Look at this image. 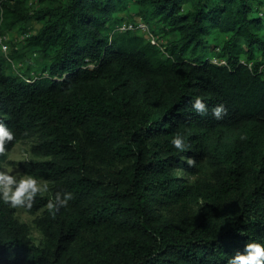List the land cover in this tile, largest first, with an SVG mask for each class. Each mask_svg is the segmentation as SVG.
<instances>
[{
    "label": "trees",
    "instance_id": "1",
    "mask_svg": "<svg viewBox=\"0 0 264 264\" xmlns=\"http://www.w3.org/2000/svg\"><path fill=\"white\" fill-rule=\"evenodd\" d=\"M0 18V168L29 142L18 166L50 183L24 209L44 208L40 243L0 203V264H227L264 243V0H0ZM137 21L155 43L119 29ZM56 191L73 199L51 215Z\"/></svg>",
    "mask_w": 264,
    "mask_h": 264
},
{
    "label": "clouds",
    "instance_id": "2",
    "mask_svg": "<svg viewBox=\"0 0 264 264\" xmlns=\"http://www.w3.org/2000/svg\"><path fill=\"white\" fill-rule=\"evenodd\" d=\"M4 36L6 37V35ZM0 50L3 54H7V45L5 51L1 47ZM221 63L226 64L227 61L223 60ZM191 107L197 115L204 116L209 112L208 105L200 96H196L191 101ZM226 112L227 109L223 103L216 104L211 108V115L218 120L222 119ZM14 137V132L3 121H0V155H4L7 152L5 144L13 141ZM170 143L178 152H184L189 147L186 143L185 136L180 132H176L171 137ZM9 159L20 160L23 159V156H10ZM186 162L189 165L195 163L192 158H188ZM16 167V172L12 170V167H6L0 170V203L10 208H23L28 210L32 208L33 202L38 195L42 196L48 191V183L42 178L38 179L33 175H18V165ZM72 199L73 193L71 191H56L54 196L47 201L46 208L51 215H55L62 207L66 208ZM227 264H264V243L254 240L245 242L244 252L241 253L237 250L234 255L228 258Z\"/></svg>",
    "mask_w": 264,
    "mask_h": 264
},
{
    "label": "rangeland",
    "instance_id": "3",
    "mask_svg": "<svg viewBox=\"0 0 264 264\" xmlns=\"http://www.w3.org/2000/svg\"><path fill=\"white\" fill-rule=\"evenodd\" d=\"M20 25L23 26L22 23ZM35 25H37V23H35ZM21 31L22 30H20V28L14 27L13 29H11L10 31H7L5 33L8 36L11 44L13 43L16 48H20V46H21V41H19L21 39V36H22ZM9 48L10 47H8V51H9ZM17 155L23 156V159H20V160L9 159L10 162L6 163L4 166H2L0 168V170L5 169L6 167H12V170L14 172H16L17 171L16 166L18 165L17 164L18 162L24 161L25 159L35 158L32 156V154L30 152V143L29 142L28 143L21 142V143H17L15 146H13V148L9 152V157L10 156H17ZM35 159H39V158H35ZM18 169H19L18 173H17L18 175H20V174L26 175L19 166H18ZM174 174L176 176H178L179 178H181L184 181V183H186V184H191L197 176L203 177V176H200L198 174H191L187 171H181V170H176L174 172ZM47 183H48V191L46 193H44L42 196L41 195H39V196L49 197V195H50V190H49L50 183L49 182H47ZM12 209H13L14 217L17 220H19V222L25 223L28 226L32 241L35 243H40L42 241V235H41L40 231L37 229L35 222H34V219L39 214L42 213V210L44 208L38 209L36 214H34V215L29 214L23 208H12Z\"/></svg>",
    "mask_w": 264,
    "mask_h": 264
},
{
    "label": "built area",
    "instance_id": "4",
    "mask_svg": "<svg viewBox=\"0 0 264 264\" xmlns=\"http://www.w3.org/2000/svg\"><path fill=\"white\" fill-rule=\"evenodd\" d=\"M136 25L133 26L132 23H126V24H122L121 26H119V29L122 30V29H133V28H138L142 33L143 35H145V37L147 39H150L152 42H156L155 38H153L150 34L146 33V26L143 22L141 21H137V23H135ZM2 40L1 38V35H0V41ZM0 47L3 51L6 50V45L4 43L0 44Z\"/></svg>",
    "mask_w": 264,
    "mask_h": 264
}]
</instances>
